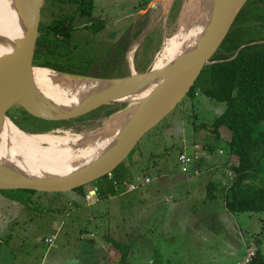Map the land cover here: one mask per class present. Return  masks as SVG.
<instances>
[{"label": "rangeland", "instance_id": "obj_1", "mask_svg": "<svg viewBox=\"0 0 264 264\" xmlns=\"http://www.w3.org/2000/svg\"><path fill=\"white\" fill-rule=\"evenodd\" d=\"M147 1L94 0L92 19L102 16L106 28L96 34L94 45L79 47L73 60L95 56L105 64L106 73L147 70L165 39L175 34L188 0H173L169 11H165V1L158 0L140 12V5ZM49 13H44L43 20L51 19ZM119 39H124L125 52L111 64L109 52L118 53L114 47ZM22 96L13 93L11 109L20 107ZM105 105L111 107L98 116H109L107 109L123 103ZM224 108L225 103L204 94L185 96L126 158V176L151 177L136 189L127 182L122 193L100 200L90 182L89 197L72 190L59 194L38 190L30 203L16 201L13 192L0 189V264H243L250 250L264 257V211L231 212L220 196L206 198L207 184L224 177L227 156L224 144L195 127L212 123ZM91 118L70 119L67 129L100 124V119ZM221 131L227 140L230 131L226 127ZM180 150L196 159L187 172H182L178 162ZM49 236L54 238L52 245L45 241Z\"/></svg>", "mask_w": 264, "mask_h": 264}, {"label": "trees", "instance_id": "obj_2", "mask_svg": "<svg viewBox=\"0 0 264 264\" xmlns=\"http://www.w3.org/2000/svg\"><path fill=\"white\" fill-rule=\"evenodd\" d=\"M44 1L34 63L61 72L95 77L126 75L125 71L119 74L106 73L102 70L105 64H101L95 56L74 57V60L72 58L79 47L94 45L96 34L106 28L104 19H92L94 0ZM46 11L50 12L51 19L43 20ZM21 35L22 29L18 37ZM81 36L82 39H79ZM115 45L114 48L118 47L119 54L115 50L109 52L111 64L119 61L125 52L124 39ZM27 46L28 43L25 47ZM212 60L215 62L204 66L186 95L195 98L198 94H204L213 100L225 103L224 110L212 123L202 122L195 127V130L198 127L207 130L216 141L224 144L225 151L223 149L222 151L227 156L225 171H222L224 177L207 184L206 198L214 200L220 196L231 212H262L264 211V0L247 1L215 51ZM58 75L75 83L101 84L98 81H77L62 73ZM37 78L41 81L52 80L56 96L72 108L79 119L85 118V115L94 118L108 107L103 101L106 87L91 92L66 84L55 77ZM113 110L107 109L109 114ZM7 114L20 129L26 132L40 133L50 130L49 125L33 116L25 107L11 109ZM222 127L230 131L227 140L222 138ZM208 149L215 150L212 146ZM133 151L128 156H131ZM125 160L113 169L110 175L91 182L100 200L122 193L126 183H130L131 177L126 176L129 167H126ZM226 170H229L232 176L226 173ZM9 190L14 193V200L24 203L32 202L33 195L40 192L31 188ZM72 191L83 198L89 194L87 184L78 185L72 188ZM62 192L64 191L57 194ZM74 201L79 203L77 200ZM77 217L84 221L83 217L79 215ZM115 244L121 247L119 242L115 241ZM262 262L264 257L256 251V258L251 264H262Z\"/></svg>", "mask_w": 264, "mask_h": 264}, {"label": "water", "instance_id": "obj_3", "mask_svg": "<svg viewBox=\"0 0 264 264\" xmlns=\"http://www.w3.org/2000/svg\"><path fill=\"white\" fill-rule=\"evenodd\" d=\"M164 1L165 11H169L173 0L169 5V0ZM203 1L192 0V5L196 9ZM247 1L210 0L212 7L208 13L199 14L188 22L189 26L193 22L192 29L200 20H205L191 35L188 31L185 43L178 49L184 48L182 52L177 55L174 52L160 62L155 60L144 71L134 70L121 77H95L61 72L34 63L41 8L45 1L3 0L2 5L12 13L11 21L15 23L17 32L22 29V35L18 37L19 34L11 33L9 27L4 28L6 33H0V120L5 117L11 120L7 114L11 110L9 100L13 93L19 92L23 95L20 107H25L33 116L49 125L51 131L64 129L70 132L67 129L69 120L81 119L56 96L52 80L41 81L37 78L48 76V70L71 76L77 81L101 82L106 87L104 104L121 101L123 106L112 108L114 110L104 119L111 122L122 118L117 130H113L114 134L102 145L96 146L92 154L79 157L70 171L17 173L7 171L0 165V189L66 191L110 175L139 140L183 100L204 66L215 62L212 60L215 51ZM36 70L39 72L36 73ZM104 123L99 124L100 135L107 130L108 126H104Z\"/></svg>", "mask_w": 264, "mask_h": 264}, {"label": "bare ground", "instance_id": "obj_4", "mask_svg": "<svg viewBox=\"0 0 264 264\" xmlns=\"http://www.w3.org/2000/svg\"><path fill=\"white\" fill-rule=\"evenodd\" d=\"M2 1L0 0V33H6L4 28L9 27L11 33L18 35L19 32L16 30V25L11 21L12 13L7 8H4ZM209 1L205 0L201 2L196 9L192 5V0H188L184 4L179 18L178 28L172 38L165 39L162 50L156 58V62L165 60L173 55L174 52L177 55L184 50V48L178 49L185 43L188 31L189 35H191L205 20H200L192 29L190 27L193 22L190 26L188 22L199 14H207L208 10L212 7ZM170 2L171 0L168 1V5ZM171 69L173 71V68ZM49 71L57 79L83 89L87 88L91 92L104 88L102 86L103 84L96 83L97 85L87 86L86 84L75 83L62 78L51 70ZM107 117L96 116L95 118L97 119H93H100V123H104V119ZM121 119L119 121L118 118L115 121H106L104 126H108L106 128L107 130L105 129L106 131L100 135L99 133L101 131L98 130L100 125L98 124L95 127L83 128L76 131L71 130V133L64 129H58L46 133L29 134L20 129L8 118H2L0 120V165L7 171L17 173H35L41 171L52 173L68 172L79 157H83L87 153L92 154L91 151H94L96 146L102 145L103 141L113 135L114 133L112 132L115 129L117 130L119 127L118 123ZM98 134L100 135L99 138H97L99 136Z\"/></svg>", "mask_w": 264, "mask_h": 264}, {"label": "built area", "instance_id": "obj_5", "mask_svg": "<svg viewBox=\"0 0 264 264\" xmlns=\"http://www.w3.org/2000/svg\"><path fill=\"white\" fill-rule=\"evenodd\" d=\"M195 148L198 149L199 145H195ZM194 160H196L195 157L188 154L186 150H182V151L180 150V152L178 154V162L181 166L182 172H187L190 168V165L194 162ZM228 174L230 176H232V174L230 172H228ZM150 178L151 177H149V176H147L145 178H140V177L131 178L130 179V188L136 189L140 185L147 183L146 181L150 182L151 181ZM115 183H117V182L115 181ZM95 191H96V188L93 192H95ZM90 195L91 194L89 193L88 197ZM45 241L48 242L50 245H52L54 242V238L52 236H49V237H46ZM255 258H256V250H250L249 253L245 256L243 264H251V262Z\"/></svg>", "mask_w": 264, "mask_h": 264}, {"label": "crops", "instance_id": "obj_6", "mask_svg": "<svg viewBox=\"0 0 264 264\" xmlns=\"http://www.w3.org/2000/svg\"><path fill=\"white\" fill-rule=\"evenodd\" d=\"M155 1H158V0H149V1H147V2H144L143 4H141L140 5V7H143V8H140L139 9V11L140 12H142L144 9L145 10H149V8H151V7H154V5L152 4V3H155ZM145 7V8H144ZM101 18H102V16H100ZM103 19V18H102ZM46 239V238H45ZM107 250V249H106ZM107 252V251H106ZM76 264V263H75ZM111 264H114V262L113 263H111Z\"/></svg>", "mask_w": 264, "mask_h": 264}, {"label": "flooded vegetation", "instance_id": "obj_7", "mask_svg": "<svg viewBox=\"0 0 264 264\" xmlns=\"http://www.w3.org/2000/svg\"><path fill=\"white\" fill-rule=\"evenodd\" d=\"M100 18V17H99ZM121 39H119L118 41H120ZM117 41V42H118ZM39 71L38 70H36V73H38ZM54 72V71H53ZM56 74H58L57 72H55ZM47 74H48V76L46 75V76H38V77H44V78H49V77H54L53 76V73L52 72H50L49 70L47 71ZM56 78V77H55ZM64 79H66V78H64ZM67 80H70V81H72L71 79H68L67 78ZM62 81V80H61ZM73 82V81H72ZM65 83V82H64ZM66 84H68V83H66ZM79 84H86V85H90V84H88V83H79ZM69 85H72V84H69Z\"/></svg>", "mask_w": 264, "mask_h": 264}]
</instances>
